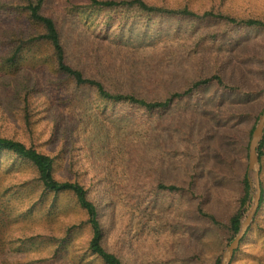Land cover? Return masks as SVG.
<instances>
[{"label": "rangeland", "instance_id": "1", "mask_svg": "<svg viewBox=\"0 0 264 264\" xmlns=\"http://www.w3.org/2000/svg\"><path fill=\"white\" fill-rule=\"evenodd\" d=\"M143 1L161 11L55 0L45 14L87 76L168 105L106 100L90 88L83 113L59 91L67 84L53 75L52 48L29 45L10 67L4 34L0 136L48 153L57 180L85 187L105 247L124 264H221L239 233L230 220H245L256 192L249 147L264 111V0ZM36 30L27 24L20 36ZM259 160L260 208L231 264H264V147ZM90 237L73 197L56 209L35 167L0 153V264H102Z\"/></svg>", "mask_w": 264, "mask_h": 264}, {"label": "trees", "instance_id": "2", "mask_svg": "<svg viewBox=\"0 0 264 264\" xmlns=\"http://www.w3.org/2000/svg\"><path fill=\"white\" fill-rule=\"evenodd\" d=\"M55 0H0V36L6 35L9 40L6 46L9 49V56L3 63L10 67L18 64L23 51L29 45L46 44L52 48V56L55 62V77H59L67 84V89L59 88L64 95L77 109L85 113L92 108L86 89L94 88L99 97L106 100L129 101L147 108L163 107L165 103H150L139 97L135 92L125 93L123 89L116 86L107 88L102 82L87 76L90 68H83L85 59L79 56L69 55L68 42L62 36L57 20L45 14L48 3ZM90 6L111 8L117 5H137L143 10L161 11L158 7L148 6L143 0H131L117 2L114 0H88ZM249 25L259 23L256 20H248ZM37 28L27 40L23 39L22 33L26 25ZM21 35V36H20ZM95 62L98 58L94 56ZM37 74L43 73L44 68L38 69ZM36 72H33L35 84L38 86ZM100 74L96 72V76ZM264 147V140L260 149ZM3 151L12 152L18 159L30 162L39 175V180L44 188V193L53 196V206L57 209L62 196H71L76 203V209L86 214L87 223L91 230V237L88 243V250L92 256L101 261L102 264H124L121 258L109 251L105 245V233L99 220V213L96 205L88 197L87 190L79 182L59 181L55 178L54 158L48 153L40 152L33 147H28L20 141L0 136V153ZM248 184V181H246ZM166 188L165 186H162ZM169 189H173L172 187ZM241 220L239 215L232 216L230 227L234 233L240 230ZM68 238H63L60 244L67 245Z\"/></svg>", "mask_w": 264, "mask_h": 264}, {"label": "water", "instance_id": "3", "mask_svg": "<svg viewBox=\"0 0 264 264\" xmlns=\"http://www.w3.org/2000/svg\"><path fill=\"white\" fill-rule=\"evenodd\" d=\"M264 138V111L259 118V121L253 131L250 147H249V170L255 174L256 177V192L254 194V201L251 210L243 222H241L238 235L226 248L221 264H231L235 252L240 248L242 241L245 239L254 218L260 208L262 189L259 180L261 170L259 160V148Z\"/></svg>", "mask_w": 264, "mask_h": 264}]
</instances>
